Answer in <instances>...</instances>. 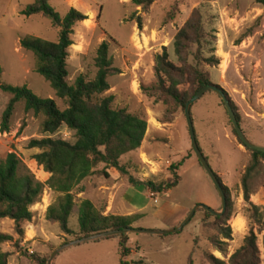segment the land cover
Listing matches in <instances>:
<instances>
[{
	"label": "rangeland",
	"instance_id": "1",
	"mask_svg": "<svg viewBox=\"0 0 264 264\" xmlns=\"http://www.w3.org/2000/svg\"><path fill=\"white\" fill-rule=\"evenodd\" d=\"M48 0L50 6L65 17L74 8L88 19L74 27L67 61L69 81L79 77L93 81L97 75L96 59L100 46L109 44V56L120 74L109 78L110 90L102 97L115 98L113 108L126 110L145 119L147 133L142 147L121 158L129 175L122 176L105 164L97 167L96 175L84 180L73 192L77 205L89 200L104 215L133 216L134 229L168 231L180 226L199 204L219 212L222 198L211 178L201 166L191 143L185 108H181L159 91L156 58L165 50L169 60L181 67L175 55L174 42L178 32L196 10L203 15L207 35L205 57L211 52L219 59L215 67L202 70L210 82L226 91L241 119L247 137L264 147V4L256 0H160L147 11L132 0ZM35 0H0V65L1 83L14 87L27 86L44 99L55 100L60 110L68 108L51 85L36 72L35 55L21 46L26 37L57 42L60 29L41 15L30 18L22 11ZM138 41V42H137ZM141 48H140V46ZM196 52V49L193 50ZM188 64L196 66L193 56ZM190 98L193 87L180 86ZM12 95L0 89V124ZM192 116L199 146L212 169L227 189V210L220 220L199 209L184 229L167 236L130 233V257L127 264L144 261L148 264H212L208 255L229 264L230 258L244 246L254 228L264 264L263 234L254 225L252 205L264 215V164L252 183L250 201L245 199L242 178L252 160V151L244 147L234 133L221 97L209 92L192 106ZM45 115L26 110L24 101L15 106L10 131L0 130V160L16 154L21 174H31L47 182L48 175L34 159L41 153L30 149L33 139L51 137L76 143V132L63 126L56 134L43 133ZM184 162L176 172L180 185L167 194L135 187L138 182L156 185L172 181V166ZM113 172V171H112ZM118 174V175H117ZM61 195L46 187L30 211L33 218L22 224L19 234L15 222L0 220V233L13 237L12 243L1 245L10 255L8 264H49L63 245L81 239L77 217L66 235L58 222L48 218L51 206H58ZM1 208V206H0ZM186 215V216H184ZM243 221L242 225L237 220ZM230 231V238L225 235ZM32 234V235H31ZM119 239L90 241L69 247L58 254L53 264H122Z\"/></svg>",
	"mask_w": 264,
	"mask_h": 264
},
{
	"label": "trees",
	"instance_id": "2",
	"mask_svg": "<svg viewBox=\"0 0 264 264\" xmlns=\"http://www.w3.org/2000/svg\"><path fill=\"white\" fill-rule=\"evenodd\" d=\"M132 1L134 5L147 11L160 0ZM256 1L264 4V0ZM21 14L27 18L41 15L50 20L54 27L60 29L57 42L26 37L21 40V46L35 55L36 72L51 85L59 98L67 101L68 108L64 111L60 110L55 100L41 98L27 86L14 87L2 84L3 70L0 65V89L12 95L1 117L0 130L2 133L10 131L15 106L18 102L24 101L28 112L33 111L36 115H45L46 120L42 125L43 133L53 135L66 126L76 132L77 141L71 144L51 137L30 141V149L42 151L35 155L34 159L48 175H51L47 182L38 181L31 174H21L22 161L14 153L9 154L4 161L0 160V220L12 219L18 233L21 234L22 224L33 218L30 208L38 202L44 189L48 187L61 195L58 206L49 208L48 218L58 222L66 235H74L69 222L75 216L78 219L81 238L132 228L135 221L133 216H106L89 200H83L80 205H77L73 194L84 180L96 175L98 172L96 169L100 164L116 169L122 176H128L129 172L120 160L122 156L142 147L148 129L145 119L130 114L126 110L114 109L115 98L113 96L102 97L110 90L109 78L120 74V70L114 67L113 60L109 56V44L104 42L98 50L96 59L98 71L95 79L86 81L83 77H79L74 84H71L67 61L70 56L69 50L74 45L72 40L74 27L87 20L88 17L74 8L65 17H61L50 6L48 0H35ZM206 44L207 35L203 15L196 10L175 38V55L182 66L178 67L171 62L166 50L156 58L155 71L159 81V91L181 108H186L198 92L212 85L202 67L204 65L215 67L220 64V61L214 55V51L211 52L210 57H205ZM194 49L196 52L193 51ZM190 56L194 57L196 66L188 64ZM185 83L193 87L190 98L180 90V86ZM233 108L237 113L234 105ZM237 116L241 124L238 113ZM234 133L237 136L235 130ZM183 164L184 162H181L177 166H172L174 178L164 184L138 182L132 177L129 180L135 187L149 189L156 195L167 194L182 182V177L178 176L175 171ZM263 164L264 153L252 151V160L242 178V187L247 201H250L252 183L260 173ZM103 173L106 178L110 177L107 172ZM252 211L253 223L263 234L264 249V215L260 214L259 208L253 205ZM207 216L212 217L213 215L207 212ZM220 219L217 217V220ZM230 231L225 235L226 239L230 238ZM106 239H119L121 263L127 264L124 259L130 257L132 253V249L129 248V235L124 234ZM12 242V236L0 233V247ZM9 257L10 255L0 248V264H8ZM207 257L212 264H226L213 255ZM132 264L148 263L137 261ZM229 264H262L258 237L254 228L246 237L244 246L232 255Z\"/></svg>",
	"mask_w": 264,
	"mask_h": 264
},
{
	"label": "water",
	"instance_id": "3",
	"mask_svg": "<svg viewBox=\"0 0 264 264\" xmlns=\"http://www.w3.org/2000/svg\"><path fill=\"white\" fill-rule=\"evenodd\" d=\"M209 92H214V93L218 94L221 97V99L223 100L225 108H226L227 113L229 115V118L232 122L233 128H234L235 132L237 133V136L240 139V141L242 142L243 146L249 150L257 151V152H261V153H264V147L253 143L247 137V135L245 134V132H244V130H243V128L239 122L237 113L235 112V110L233 108L232 101L230 100L226 91L224 89H222L220 86L212 84L210 86L203 88L187 104V106L185 108V114H186L187 124H188V128H189L190 136H191L192 148H193L196 156L198 157L199 162L201 163L202 167L205 169V171L207 172V174L211 178L212 182L214 183L216 189L218 190V192L222 198V202H223L222 212H219L215 209H212L211 207H209L207 205L199 204L191 211L188 218L185 221H183L180 224V226L173 228L171 230H168V231H152V230L129 228V229L119 230V231L104 232V233L95 234V235H92L89 237H84V238H81L78 240H74L68 244L63 245L61 248H59V250H57V252H55L54 255L52 256V259L50 260L49 264H53L56 256L58 254H60L61 252H63L65 249L72 247V246L82 244V243L90 242V241H98V240H102V239H106V238H110V237H115V236H120V235H124V234L128 235L130 233L153 234V235H159V236H167V235H171V234H177L184 229V227L189 223L191 218L194 216V214L199 209H204L205 211L209 212L210 214H212L216 217H222L224 215V213L227 210V201H228L227 194L225 191V187L222 184V182L219 180V177L217 176V174L212 169L208 159L205 157V155L203 154V152L199 146L196 131H195V126H194V122H193V116H192V106L196 102H198L201 98H203L205 96V94H207Z\"/></svg>",
	"mask_w": 264,
	"mask_h": 264
},
{
	"label": "bare ground",
	"instance_id": "4",
	"mask_svg": "<svg viewBox=\"0 0 264 264\" xmlns=\"http://www.w3.org/2000/svg\"><path fill=\"white\" fill-rule=\"evenodd\" d=\"M75 3H79V2H77V0H76L73 4H75ZM137 42H138V41H137ZM139 46H140V44H139ZM140 48H141V46H140ZM242 223H243L242 220H240V219L237 220V224L242 225ZM31 235H32V234H31Z\"/></svg>",
	"mask_w": 264,
	"mask_h": 264
},
{
	"label": "crops",
	"instance_id": "5",
	"mask_svg": "<svg viewBox=\"0 0 264 264\" xmlns=\"http://www.w3.org/2000/svg\"><path fill=\"white\" fill-rule=\"evenodd\" d=\"M115 170H116V169H113V170H112L113 172H112V171L109 172V175H110L111 177H113V176L115 175ZM116 171H117V170H116ZM117 175H118V174H117ZM184 216H186V215H184Z\"/></svg>",
	"mask_w": 264,
	"mask_h": 264
}]
</instances>
